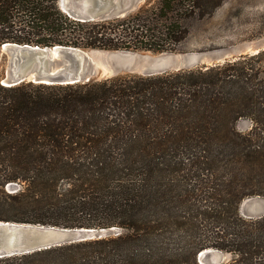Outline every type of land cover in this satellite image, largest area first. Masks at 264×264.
Returning a JSON list of instances; mask_svg holds the SVG:
<instances>
[{
    "label": "trees",
    "instance_id": "16d2710c",
    "mask_svg": "<svg viewBox=\"0 0 264 264\" xmlns=\"http://www.w3.org/2000/svg\"><path fill=\"white\" fill-rule=\"evenodd\" d=\"M58 1L0 0V47L173 53L224 2L146 0L79 21ZM263 56L84 84L0 83V222L121 230L0 264H201L205 251L230 256L219 264H264V215L240 213L264 198Z\"/></svg>",
    "mask_w": 264,
    "mask_h": 264
},
{
    "label": "water",
    "instance_id": "95a60500",
    "mask_svg": "<svg viewBox=\"0 0 264 264\" xmlns=\"http://www.w3.org/2000/svg\"><path fill=\"white\" fill-rule=\"evenodd\" d=\"M144 0H59L60 8L79 21L103 20L125 16L137 9ZM9 56L6 72L0 79L3 86L21 83L44 85L84 84L99 80L105 74L97 70L90 52L63 46L38 47L31 45L3 44ZM243 47L189 54L160 53L147 61L134 62L131 52H115L117 65L107 69L106 74L119 72L142 76L160 75L168 72L189 70L222 64L244 55ZM108 52V51H105ZM241 212L248 219L264 215V201L251 198L243 201ZM119 235V229H66L29 224L0 222V259L22 256L63 245ZM210 253L209 257L206 255ZM201 264L222 263L219 253L205 251L199 255Z\"/></svg>",
    "mask_w": 264,
    "mask_h": 264
},
{
    "label": "rangeland",
    "instance_id": "374dc122",
    "mask_svg": "<svg viewBox=\"0 0 264 264\" xmlns=\"http://www.w3.org/2000/svg\"><path fill=\"white\" fill-rule=\"evenodd\" d=\"M145 2L146 0H144L141 6ZM239 47H243L246 50L244 55H255L259 52H264V0H224L210 16L191 25L189 36L172 54L182 55L198 52H213ZM131 54L134 62H142L157 57L160 53L131 52ZM89 56L98 71H105V74L99 80L112 78L120 74H133L124 72H119V74H106L107 69L117 65L115 52H90ZM9 60L10 56L0 48V79L6 72ZM261 61V65H264V56L261 58ZM249 126V122L241 121L238 123L237 128L245 131ZM8 190L11 192L14 191L11 187ZM252 198H260L264 201V198L261 197ZM240 213L245 217L241 210ZM120 233L121 230L119 229ZM219 254L222 262L230 259L229 255ZM30 261L23 260L22 263L30 264ZM10 263L21 264V262L12 261H5L1 264Z\"/></svg>",
    "mask_w": 264,
    "mask_h": 264
}]
</instances>
